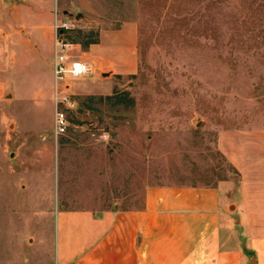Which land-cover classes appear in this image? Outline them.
<instances>
[{
  "label": "rangeland",
  "instance_id": "1",
  "mask_svg": "<svg viewBox=\"0 0 264 264\" xmlns=\"http://www.w3.org/2000/svg\"><path fill=\"white\" fill-rule=\"evenodd\" d=\"M63 1L58 14L71 7ZM41 2L31 31L30 1L0 0V191L28 190L18 210L0 212V264H29L35 228L51 235L36 247L54 262L62 208L99 212L138 206L149 187L264 179V0H96L101 16L83 11L66 39L90 62L97 25L133 20L135 71L107 78L96 64L91 90L70 83L61 134L42 30L56 2ZM49 205L51 230L45 213L31 215Z\"/></svg>",
  "mask_w": 264,
  "mask_h": 264
},
{
  "label": "crops",
  "instance_id": "2",
  "mask_svg": "<svg viewBox=\"0 0 264 264\" xmlns=\"http://www.w3.org/2000/svg\"><path fill=\"white\" fill-rule=\"evenodd\" d=\"M29 1L33 5L29 12V20L33 22L31 31H37L42 2ZM57 1L54 12L59 9ZM83 11L92 16L99 14L96 0H71V7L59 13L80 16L81 20V15L85 14ZM54 12L50 13L51 23L42 28L50 44L51 74ZM97 27V41L86 48V54H90L92 59L90 62L87 59L91 72L93 66L100 64L104 71L110 73L107 78L133 74L136 66V23L127 19L115 28ZM73 44L77 52L79 45ZM77 56L82 59L78 53ZM89 81L86 77L71 81L72 93L91 90ZM263 182L264 179L253 175L246 180L241 176L232 185L221 181L215 185L154 186L143 192L138 206L119 207L115 204L99 212L62 208L55 212L54 262L52 253L41 257L40 248L36 247L51 244V235L49 239L35 237V228L28 232L27 241L32 240L31 245H34L28 255V263L264 264ZM27 191H0V212L18 210L19 202L24 204L25 200V195L20 193ZM48 207V211L39 212L35 207L31 215L36 221L37 213H45V226L51 230L54 213L51 206ZM17 259H20L19 255Z\"/></svg>",
  "mask_w": 264,
  "mask_h": 264
},
{
  "label": "built area",
  "instance_id": "3",
  "mask_svg": "<svg viewBox=\"0 0 264 264\" xmlns=\"http://www.w3.org/2000/svg\"><path fill=\"white\" fill-rule=\"evenodd\" d=\"M75 16L54 12L53 28V108L57 133L66 129L67 109L71 106L70 83L91 74V66L77 56L74 44L66 39L68 32L76 27Z\"/></svg>",
  "mask_w": 264,
  "mask_h": 264
},
{
  "label": "water",
  "instance_id": "4",
  "mask_svg": "<svg viewBox=\"0 0 264 264\" xmlns=\"http://www.w3.org/2000/svg\"><path fill=\"white\" fill-rule=\"evenodd\" d=\"M65 15H67V14H65ZM79 18H80V16L75 17L76 20H78Z\"/></svg>",
  "mask_w": 264,
  "mask_h": 264
}]
</instances>
